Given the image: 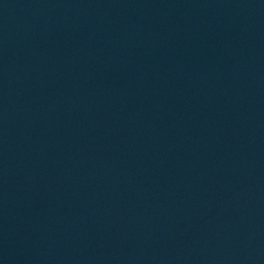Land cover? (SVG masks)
I'll return each mask as SVG.
<instances>
[{"label": "water", "instance_id": "95a60500", "mask_svg": "<svg viewBox=\"0 0 264 264\" xmlns=\"http://www.w3.org/2000/svg\"><path fill=\"white\" fill-rule=\"evenodd\" d=\"M0 264H264V0H0Z\"/></svg>", "mask_w": 264, "mask_h": 264}]
</instances>
